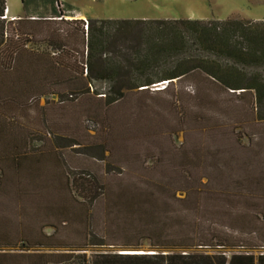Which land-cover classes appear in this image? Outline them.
<instances>
[{"label": "trees", "instance_id": "1", "mask_svg": "<svg viewBox=\"0 0 264 264\" xmlns=\"http://www.w3.org/2000/svg\"><path fill=\"white\" fill-rule=\"evenodd\" d=\"M20 3L24 12L25 0ZM4 11L5 0H0V136L5 141H0V264H264V253H256L264 250V157L252 147L258 139L240 132L241 127L231 128L219 118L198 116L190 124L180 118L188 131L194 129L205 141L222 136L226 147L209 146L201 152L197 143L184 140L177 149L181 162L170 168L174 177L154 184L124 180L111 189L90 172L68 175L54 154L57 149L30 146L32 136L39 135L36 139L41 143L43 134L27 133L18 118L29 112L28 104L46 96L62 101L64 95L69 99L93 95L112 104L129 95H148L150 85L166 82L152 92L162 94L173 86L172 81L193 77L200 88L180 94L202 105L224 107L232 97L250 98L255 119L264 121V35L250 33L238 19L214 21L207 27L189 20L85 22L63 20L52 10L47 18L6 22ZM93 22L98 26L93 27ZM60 25L66 28L59 29ZM139 25L141 29L132 32L130 27ZM23 26L31 31L27 36ZM40 26L46 34L35 36L32 32ZM155 31L159 36H149ZM167 33L194 36H161ZM36 43L53 55L27 50L28 44ZM77 79L83 83H74ZM57 82L66 94L54 92ZM95 82L107 88H95ZM106 150L104 143L91 149L99 154L100 164L110 169L103 157ZM177 194L184 195L178 198ZM11 201L14 213L7 211ZM99 203L105 225L112 226L115 219L128 229L133 221L138 238L114 245L104 237L93 243L94 231L99 229L94 226L93 208ZM193 209H201L199 221L188 217L186 212ZM77 229L75 246L64 244L66 232ZM251 238L261 245H252ZM141 239L149 241L153 252L90 250L95 254L87 256L95 245L137 251Z\"/></svg>", "mask_w": 264, "mask_h": 264}, {"label": "rangeland", "instance_id": "2", "mask_svg": "<svg viewBox=\"0 0 264 264\" xmlns=\"http://www.w3.org/2000/svg\"><path fill=\"white\" fill-rule=\"evenodd\" d=\"M24 8L25 11L23 12L20 0H5V10L7 11L5 21L25 17L47 18L51 16L52 10L57 12L63 20H83L85 22L88 20H189L202 21V26L207 27L214 21L225 22L238 19L243 21L247 29H250V33H257L259 36L264 35V0H25ZM9 16L18 18L10 19ZM92 26L96 27L98 25L93 22ZM65 28L63 25L59 26V29L64 30ZM122 28L123 26H121ZM130 29H132V32H136L137 29H141V26H131ZM23 32L27 36L31 31L23 26ZM32 33H35V36H44L46 29L40 26L36 32ZM7 36L9 35L7 34ZM117 46L120 47L119 44ZM26 48L35 54H52L50 49L45 48L40 43L28 44ZM66 72L69 76H75L70 71ZM60 76L61 74H57V78H60ZM75 82L76 84L83 83L81 79H77ZM172 82L173 86L165 93L152 94L153 91L162 89L167 85L166 82H160L148 87V95H129L122 101L112 104H106L93 95H80L73 97V99H69L64 95L62 101H59L54 95L46 96L39 99L37 104H28L27 109L29 112L25 116L19 115L18 118L22 120V125L27 133L35 131L36 135L37 130H39L43 134L41 143H38L36 139V137H40L39 135L32 136L29 139L30 146L37 148L41 146L43 150L47 147L57 149L54 154L57 155L58 163L61 162L65 166L68 175L71 176L78 172H90L95 176H99V182H102L103 185L106 184V187L111 189H116L118 184L124 180H144L148 184H154L162 183L165 179L174 177L173 173H170V168L171 165L175 166L179 160L181 162L182 158L178 156L177 149L184 144V140L187 142L191 140L193 144L197 143L196 146L200 147L201 152L210 150L211 147L212 149L213 147H226L227 143L224 139H221L222 136L217 137L215 141L214 139L213 141H205L198 137L197 131L194 132V129L190 131L189 128L188 131V126L179 122L180 118L183 119V122L186 121L187 124L195 123L198 116L219 118L220 122L228 123L231 128L241 127L242 131L240 132L250 136L254 135V138L258 139L257 145L253 142L252 147L259 148L261 157H264V121L255 119V111H253L251 105L253 102L250 98L240 101L232 97L225 107L208 102L202 105L196 100H192L182 93L180 94V92L190 94L194 87L200 88L201 84L199 85L198 80L191 77L182 79L177 83ZM94 86L95 88H107V85H103L101 82H95ZM53 88L56 93L66 94L67 89L59 82ZM41 89H44L43 86ZM171 95L177 96L178 100L174 101L173 99L172 101ZM246 102L248 104H244ZM247 109L250 111H247ZM10 114L13 116L14 110ZM103 126L104 132H102ZM47 129H49V136H46L44 132ZM105 132H107L106 135ZM236 132L235 134H237ZM109 135H112V137H109ZM247 138L242 140L244 145L248 143ZM0 141L5 142L3 138ZM73 143L76 145L71 147L70 145ZM101 143L106 146L107 150L104 152L103 157L108 164L110 163V169L108 165L106 167V164H100L97 160L99 154L96 151H91ZM228 145L230 144L228 143ZM209 146L211 147L209 148ZM196 157L194 155L192 160H195ZM108 170L109 173H107ZM183 195L177 194V197L182 198ZM7 204V211L9 209L15 210V204L12 201ZM200 211L201 209L199 211L193 209L186 213L191 221H199ZM93 215L94 226L99 228L94 231L97 237L91 239L94 241L93 243L103 240L104 237H107L108 244L114 245L138 238L133 231V221L129 223L130 227L128 229H125L126 227L123 226L122 222L119 224L115 219L112 220V226L105 225L100 203L93 208ZM212 216L213 220L215 215ZM207 225L208 223L204 222L202 228H206ZM217 229L222 230L220 226H217ZM78 230L67 231L66 240L63 241L64 244L74 247L77 241L73 236L78 233ZM45 232L48 235L51 230H45ZM70 233L73 234L70 235ZM238 240H242L241 236ZM250 240L252 245H261L253 238ZM139 244L140 248L137 251L111 247L102 248L100 245H95L89 247L87 256L92 257L95 254L90 250L111 254L130 251L153 252L150 249L148 240L141 239ZM2 250L12 252L7 248ZM38 250L39 253L44 252V250ZM258 252L264 253V250L258 249L256 253Z\"/></svg>", "mask_w": 264, "mask_h": 264}, {"label": "crops", "instance_id": "3", "mask_svg": "<svg viewBox=\"0 0 264 264\" xmlns=\"http://www.w3.org/2000/svg\"><path fill=\"white\" fill-rule=\"evenodd\" d=\"M6 17H8V16L6 15ZM9 18L12 19V18H18V17L9 16ZM200 22H202V21H200ZM149 36H159V35H157V33L155 31L152 34H150ZM161 36H194V35H189V34H184V33L183 34H181V33L180 34H178V33L177 34H170V33L168 34L167 33V34H163Z\"/></svg>", "mask_w": 264, "mask_h": 264}, {"label": "bare ground", "instance_id": "4", "mask_svg": "<svg viewBox=\"0 0 264 264\" xmlns=\"http://www.w3.org/2000/svg\"><path fill=\"white\" fill-rule=\"evenodd\" d=\"M141 254L142 252H123V254ZM122 254V253H121Z\"/></svg>", "mask_w": 264, "mask_h": 264}, {"label": "built area", "instance_id": "5", "mask_svg": "<svg viewBox=\"0 0 264 264\" xmlns=\"http://www.w3.org/2000/svg\"><path fill=\"white\" fill-rule=\"evenodd\" d=\"M5 13H7V11H6V10L4 11V17H3V18H5Z\"/></svg>", "mask_w": 264, "mask_h": 264}]
</instances>
